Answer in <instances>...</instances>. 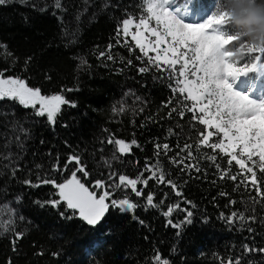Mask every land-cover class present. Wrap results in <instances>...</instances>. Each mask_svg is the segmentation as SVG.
Returning <instances> with one entry per match:
<instances>
[{
    "label": "trees",
    "instance_id": "1",
    "mask_svg": "<svg viewBox=\"0 0 264 264\" xmlns=\"http://www.w3.org/2000/svg\"><path fill=\"white\" fill-rule=\"evenodd\" d=\"M215 1L198 0L202 6ZM61 2V8L55 7V0H8L0 6L3 77L23 79L29 87L40 88L43 95L60 94L75 104L63 105L55 124L50 125L46 117L35 116L30 108L13 101L0 102V224L11 220L14 229L0 227V264H154L157 252L170 264H227L237 257L241 264H264V254L243 252L245 244L264 248V209L257 204L255 213L245 212L250 207V193L243 186L234 190L240 177L236 182L227 177L221 180L220 170L206 159L217 155L216 163L223 169L227 157L207 147L197 151V132L203 126H190L191 113L184 119L176 113L168 117L180 99L177 94L171 105L164 106L173 97L170 85L174 81L154 67L139 73L137 69L146 65V58L137 60L142 54L134 42L127 37L124 45L125 38L116 36L124 18L143 14L141 0ZM130 47L135 51H129ZM101 52L113 59L101 57ZM21 126L26 132L19 131ZM109 138L126 143L135 140L139 146L133 145L121 155L117 146L108 143ZM165 143L169 150L166 154L161 150L157 156L156 145ZM185 144L192 147L184 149ZM188 151L194 159L187 158ZM72 155L79 156L86 166L89 175L78 172L77 176L90 191L97 195L101 189L95 188L94 182L103 180L105 190L112 194L110 199L128 198L138 205L134 213L110 207L97 225L90 226L64 203L58 208L41 207L59 197L52 184L40 181L62 183L69 178L78 167L73 162L65 170ZM173 158L196 164L200 171L182 172L183 165L171 163ZM57 164L59 171L54 170ZM146 164L154 168L158 164L182 196L150 179L147 187L137 185L143 190L137 197L130 189L117 188L115 179H108L111 172L130 178L143 172L142 178H146L150 175ZM13 168L18 169L14 176ZM238 172L234 165L229 175ZM25 180L38 186L25 184ZM149 193L154 194L157 207L147 206ZM230 200L236 203L230 204ZM176 204L180 208L166 217L163 213ZM184 210L193 213L192 223L180 228L167 223H181ZM233 211L244 212L246 217L256 215L257 220L229 224L226 218ZM69 215L73 218L68 219ZM15 232L24 235L16 240Z\"/></svg>",
    "mask_w": 264,
    "mask_h": 264
},
{
    "label": "snow or ice",
    "instance_id": "2",
    "mask_svg": "<svg viewBox=\"0 0 264 264\" xmlns=\"http://www.w3.org/2000/svg\"><path fill=\"white\" fill-rule=\"evenodd\" d=\"M7 2L8 0H0V6L6 5ZM220 4L221 0H217L215 11L205 22L189 24L183 23L176 15L186 6L185 0L182 4L178 3V0H141L140 10L143 14L139 18L130 15L124 18L117 27L116 36L119 38L123 35L125 38L123 44L127 45V37L131 35L132 41L135 42V49H139L142 54L136 57L137 60L146 58V65L137 69L139 73H145L154 67L161 73H167V78L174 81V85H170L173 97L164 106L171 105L177 94L180 99H177L176 105L171 107L167 113L168 117L171 118L172 114L176 113L180 119H184L186 113H191L190 126L193 129L197 125L203 126L197 132L199 137L197 151L200 147H207L213 152L218 150V154L227 157V167L223 169L220 164L216 163L217 155L206 156V159L212 161L220 170L221 180L227 177L236 182L238 176L240 177L234 190L243 186L249 191L250 207H246L245 212L255 213L257 204L264 209V188H262L264 185V101L256 102L248 95L234 91L229 78L236 79L256 71L264 72V47L249 45L246 40L233 34L229 22L230 14L222 11ZM55 7H62L61 0H55ZM152 21H155L154 26ZM132 29L135 30L132 31ZM116 42L121 43L120 39ZM112 47L111 44L108 46L109 51ZM135 49L130 47L129 51H135ZM100 56L105 57L106 53L101 52ZM106 58L112 60L113 56L107 55ZM127 63L131 64L132 61L128 60ZM5 100L32 109L35 116L46 117L50 125L55 124L63 105L71 104L75 107V104L66 100L63 95H43L40 88L29 87L25 80L13 77L4 78L3 73H0V102ZM186 101L191 102L190 106L185 103ZM178 107L180 111H177ZM120 111L123 109L121 108ZM19 131L26 132L22 126ZM108 143L117 146V151L121 155L130 152L133 145L139 146L135 140L126 143L122 139L109 138ZM191 147L188 144L184 145V149ZM156 149L158 150L157 156L160 155L161 150L166 154L169 145L167 143L157 144ZM3 158L10 159V157ZM113 158L115 159L116 156L114 155ZM187 158H195L192 151H188ZM73 162L78 167L71 173L70 178L62 183L47 179L40 181L43 184H52L58 190L56 194L59 197L44 202L40 205L41 207L51 205L53 208H58L61 203H64L66 209L72 210L73 215L78 213L79 218L90 226L97 225L110 207L118 208L122 212L134 213L138 207L135 202L128 198L110 199L112 194L105 190V181L94 182V187L102 190L101 195L97 196L95 191H90L77 176L78 172L84 177L89 175L86 166L81 164L79 156H69L64 166L65 170L67 165ZM171 163L183 165L180 169L182 172L185 169L200 171L196 164H184V160L173 158ZM234 165L238 167L239 172L229 175ZM54 170H60L58 164L54 166ZM145 170L150 173L146 178H142L143 172L136 178L111 172L108 179H115L117 188L130 189L137 197L143 195V190L138 189L137 185L143 184L147 187L150 179L156 180L159 184H166L171 187L176 196H182L177 184L166 179L165 172L158 164L155 168L146 164ZM11 171L14 176L18 169L13 168ZM23 183L33 187L38 186L33 185L30 180H25ZM253 192L254 195H251ZM221 195L228 194L221 193ZM160 203H163V200ZM229 203L234 205L236 201L230 200ZM146 204L149 207H157L154 203V194L147 195ZM174 208L179 209L180 205L169 206L163 214L166 217L171 216ZM184 211H186V216L181 223H173L172 220H168L167 223L174 228H180L185 223H192L193 213L188 210ZM61 215L63 216L64 213ZM221 217L223 218V214ZM67 218L72 219L73 216L69 215ZM237 220L245 223L255 222L257 216L246 217L244 212L233 211L226 218L229 224ZM12 223L13 221L9 220L7 223L0 224V227L4 231H14L10 227ZM248 230L252 231L250 227ZM23 235L24 232H15V239L19 240ZM243 252L264 254V248H255L245 244ZM53 255H58V253H53ZM153 260L154 264H170L169 260L162 258L159 252ZM227 264H241V257L234 260L229 259Z\"/></svg>",
    "mask_w": 264,
    "mask_h": 264
},
{
    "label": "clouds",
    "instance_id": "3",
    "mask_svg": "<svg viewBox=\"0 0 264 264\" xmlns=\"http://www.w3.org/2000/svg\"><path fill=\"white\" fill-rule=\"evenodd\" d=\"M219 7L230 14L233 34L264 47V0H221Z\"/></svg>",
    "mask_w": 264,
    "mask_h": 264
},
{
    "label": "rangeland",
    "instance_id": "4",
    "mask_svg": "<svg viewBox=\"0 0 264 264\" xmlns=\"http://www.w3.org/2000/svg\"><path fill=\"white\" fill-rule=\"evenodd\" d=\"M215 2L216 3L209 4L208 6H202L199 4L198 0H185L186 6L182 8L180 12L176 13L177 18L183 23H203L215 11L217 7V1ZM178 3L182 4L183 0H178ZM151 23L153 26L155 25V21H152ZM134 30L135 29H132V31ZM128 37L131 39V35ZM229 82L232 84L234 91H237L241 94H246L250 99L256 102L264 101V72L256 71L247 73L246 75H242L236 79L229 78ZM101 194L102 190L99 191L97 196Z\"/></svg>",
    "mask_w": 264,
    "mask_h": 264
}]
</instances>
